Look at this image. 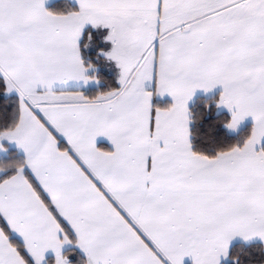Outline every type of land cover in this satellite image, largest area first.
<instances>
[{
	"label": "snow or ice",
	"instance_id": "obj_1",
	"mask_svg": "<svg viewBox=\"0 0 264 264\" xmlns=\"http://www.w3.org/2000/svg\"><path fill=\"white\" fill-rule=\"evenodd\" d=\"M0 264H264V0H0Z\"/></svg>",
	"mask_w": 264,
	"mask_h": 264
}]
</instances>
